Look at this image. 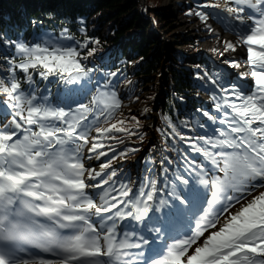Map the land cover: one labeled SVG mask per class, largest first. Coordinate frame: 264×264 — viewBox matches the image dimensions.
Masks as SVG:
<instances>
[{"label": "snow or ice", "instance_id": "1", "mask_svg": "<svg viewBox=\"0 0 264 264\" xmlns=\"http://www.w3.org/2000/svg\"><path fill=\"white\" fill-rule=\"evenodd\" d=\"M186 15L216 37L223 63L247 66L243 78L254 83L196 73L217 90V114L196 110L216 127L199 134L207 124L186 119L185 133L165 116L166 139L185 147L158 167L148 159L136 180L115 165L141 148L111 141L125 144L123 133L142 145L146 132L136 116L135 131L118 118L124 72L92 63L101 42L85 20L81 41L70 28L33 41L0 31V264H264V0H195ZM214 18L235 39L221 37ZM241 48L243 64L228 58ZM37 77L85 99L58 102ZM189 214L191 228L172 236Z\"/></svg>", "mask_w": 264, "mask_h": 264}, {"label": "trees", "instance_id": "2", "mask_svg": "<svg viewBox=\"0 0 264 264\" xmlns=\"http://www.w3.org/2000/svg\"><path fill=\"white\" fill-rule=\"evenodd\" d=\"M159 2L160 0H144V4L141 0H0V31L13 37L19 33L27 36L29 41L39 40L42 35L45 38H59L64 28H70L74 39L81 41L83 33L80 31L79 21L80 18L85 20L87 35L96 37L101 42L92 63L107 66L112 71L121 69L124 75L120 77L119 93L121 84L131 81V97L138 96L139 101L154 114L152 129L147 122L149 118L143 113L122 108V115L118 118L125 119V126L137 130L135 123L130 120V117L136 116L141 125L138 131L146 132V135L142 145L140 141H135L137 137H128L123 133L116 135L125 144L111 141L118 149L130 144L141 148L135 154H129L125 161H120L123 162L124 171L130 170L137 174L136 179L142 169L145 171L146 163L143 164V158L148 152L152 151L155 160L158 154L155 155L154 151L158 152L159 145L166 152L174 151L175 141L166 139L163 134V130L168 128L165 116L171 117L185 133L189 129L181 125L182 120L187 119L190 126H195L194 118L204 122L196 110L205 107L202 94L206 92V79L198 80L196 73L204 74L200 67H204L210 74L217 70L208 57L194 55L196 51L190 56L182 49L166 46L162 35L171 32L175 20L171 12L158 7ZM182 45H192L193 48L197 46L195 41L186 38H183ZM4 51L0 47V53ZM177 53H182V60ZM103 54L108 55V58L101 59ZM36 79L39 90L47 87L52 97L59 98L63 103L69 100V104H74L75 101L85 99L84 94L79 91L66 92L65 87L54 78H50L51 82L41 81L39 77ZM141 87L145 96L140 97L138 90ZM197 132L202 134L200 129ZM140 155L143 157L137 167L132 160Z\"/></svg>", "mask_w": 264, "mask_h": 264}, {"label": "rangeland", "instance_id": "3", "mask_svg": "<svg viewBox=\"0 0 264 264\" xmlns=\"http://www.w3.org/2000/svg\"><path fill=\"white\" fill-rule=\"evenodd\" d=\"M141 2L144 4V0H141ZM194 3H195V0H160L158 7L165 9V10H168V12H171L172 17L175 20V22L173 24L174 27L172 28L171 32L168 34L162 35L164 43L166 44V46L176 48V49H182V51L185 54L190 55V56L194 54L193 51H196L201 56H204V57L208 56L210 59H212L214 62H216V65L218 67H221V68H219L221 71L235 72L237 77L243 78V74L245 72L250 71V69L247 66H245L243 68H239V69L238 68H232V67H229L228 65L224 64L223 63L224 58L219 57L214 51H212L213 48L219 47V45L216 42V37L210 35L204 29L202 23L197 18L186 15V13L189 10V6L193 5ZM213 24H214V27H216V29H217V31L221 37H223L225 39H230V40L235 39V33L233 31H231L230 28L226 27L224 23L217 22L214 18ZM49 37L55 38V36H49ZM183 38H186L190 41H195L197 44L196 48H193L192 45L191 46L187 45L188 47H185L184 45H182ZM184 41H185V39H184ZM116 53H118V52H116ZM177 55H178L179 59L182 60V57H183L182 53H177ZM107 58H108V55H106V54H103L101 56V59H107ZM228 58L238 60L243 64L245 59H246V51L243 48H241L236 53H229ZM214 72L215 71H213V73ZM45 88H47V87H42L41 91H43ZM211 91L213 93H215L217 90L213 87V89ZM120 95L123 98V107L122 108H124L127 111L134 112V113H144L145 108L149 109V112L147 113V115H144V116L149 118L147 121L148 125L153 129V126H154L153 111L150 108L146 107L141 101L136 100L135 98L131 97V83H129V80L124 81L121 84ZM138 95L140 97H141V95L145 96L144 89L142 87L139 88ZM202 97L204 98L203 95H202ZM57 99H58V102H61V100L59 98H57ZM65 103L69 104V100H67ZM203 109L208 110L211 113H215L214 106L210 107L208 104H205V107ZM211 109H213L214 111H211ZM202 118L204 119V122L207 124V128L202 130V134H204L205 131L208 134H211L213 128L216 127V125H212L211 122L207 120V118H205L203 116H202ZM197 129H199V128H197ZM135 141L139 142V139L135 138ZM157 143H158V141H157ZM174 143H175V148L185 147L183 144L179 143L178 141H175ZM127 146L129 148L134 147L132 144L127 145ZM159 146L160 147H159L158 152L154 151L155 155L158 154V156L155 157V161L157 162V165H156L157 167L159 166L158 161L164 156L161 153L165 152L166 156H177L178 155L177 151H175V150L170 151V152H166L162 145H159ZM148 159L154 160V157L152 155V151L148 152L144 156L143 164H145ZM197 159H202V158L197 157ZM140 160H141V157H139L137 159H133L132 163L134 165H137V167H138ZM90 163L92 164L93 167H96L98 169V166L101 163V161L93 160ZM122 163L123 162L117 161L115 166H120L123 169L124 166ZM123 172L126 173L128 176H131L133 180H135L137 177V174H135L134 171L128 170L126 172L123 169ZM143 174H144V170L142 169L139 172L138 177L142 176ZM260 191H264V189H260ZM237 207H239V205H237Z\"/></svg>", "mask_w": 264, "mask_h": 264}, {"label": "water", "instance_id": "4", "mask_svg": "<svg viewBox=\"0 0 264 264\" xmlns=\"http://www.w3.org/2000/svg\"><path fill=\"white\" fill-rule=\"evenodd\" d=\"M143 155H140V157L142 158Z\"/></svg>", "mask_w": 264, "mask_h": 264}, {"label": "bare ground", "instance_id": "5", "mask_svg": "<svg viewBox=\"0 0 264 264\" xmlns=\"http://www.w3.org/2000/svg\"><path fill=\"white\" fill-rule=\"evenodd\" d=\"M253 85V84H252Z\"/></svg>", "mask_w": 264, "mask_h": 264}, {"label": "built area", "instance_id": "6", "mask_svg": "<svg viewBox=\"0 0 264 264\" xmlns=\"http://www.w3.org/2000/svg\"><path fill=\"white\" fill-rule=\"evenodd\" d=\"M236 74V73H235Z\"/></svg>", "mask_w": 264, "mask_h": 264}]
</instances>
